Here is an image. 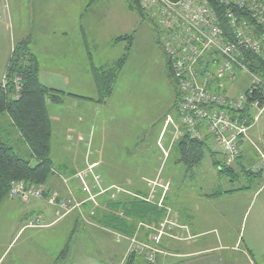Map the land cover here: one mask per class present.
I'll return each mask as SVG.
<instances>
[{
  "label": "crops",
  "instance_id": "crops-1",
  "mask_svg": "<svg viewBox=\"0 0 264 264\" xmlns=\"http://www.w3.org/2000/svg\"><path fill=\"white\" fill-rule=\"evenodd\" d=\"M76 3L74 0H4L0 2L3 6L7 4L13 7L23 4L38 7V15H34L37 18L35 21L37 29L40 30L41 26L45 25L52 27V32L56 30L61 33V36H54L60 37L61 41L56 39V41L47 42L49 45L46 48H41L38 43L40 35L32 33V50L39 61L40 80L44 85L52 88H58L59 85L54 84L57 79L71 80V69L75 61H73V49L68 41L67 33L71 36L73 32L77 34V31L73 30V23L76 27L75 22L79 20V12L70 11V7L72 8ZM29 10L31 14V8ZM28 12L25 11L26 17H22V27L15 26L19 28L18 31L0 18V84L15 42L22 38L25 30V34L30 33L32 14ZM13 21L20 20L15 18ZM48 21L53 24H46ZM57 44H61L63 48L58 49ZM231 83L223 79L221 86ZM68 100H71V97H68ZM71 102L69 103L66 98L59 107L62 109L66 103L73 104V107L78 106L76 99ZM87 102L93 122L86 140L87 145L93 146L91 150L86 151L85 162L79 159L74 162L77 167L68 170L70 176L68 183H64L57 174H54L45 185L47 192L58 191L62 197L72 194L76 199L84 201L82 209H75L57 219L55 207L48 201L49 195L33 199L29 203L9 197L4 199L0 204V264H5L6 259L10 257L8 251L15 239L23 235L25 231L35 229L36 233L44 232L57 224H61L63 229V233L57 237L60 242L59 252L56 249L58 253L56 254L54 250L53 256L48 255L43 264H56L69 241L71 247L63 261L58 264H127L131 255H128L130 243L127 239L116 241L115 233L126 236L136 235L140 241L153 244L152 236L155 231L148 226L159 228L160 224L168 218L175 225L167 224L166 234L161 236L158 246L162 252L157 255L159 264H200L199 257L212 252L217 256L214 259L215 264H264V182L255 190L251 187L243 190H226L227 193L219 196H209L219 191L217 189L204 192L199 196L197 207L183 215L166 204L175 177L168 172L163 178L159 177L160 167L164 164L170 150L174 148V128L171 127L169 131L164 129L159 135L156 125L153 126V117L150 119L151 126L148 129L152 128L151 132H144L145 136L152 135L156 140L154 155L157 164L153 167V164L144 163L143 153V150H153L152 145H148L147 149L142 145L121 146L123 139L130 138L133 143L136 138L142 140L143 134L138 135L121 125H118L119 133L116 131L111 133L105 124L106 120L100 117L102 112L95 109V101L88 99ZM72 114V112L69 113L71 117ZM55 116L57 126L53 130L56 134L57 146L60 147L63 145L59 139L63 134L62 123L67 121L68 113L55 111ZM170 121L173 124V120ZM0 136L20 155L27 158L31 156L30 148L8 114L0 115ZM108 139L110 144H107ZM79 142H81L79 139L78 142L73 141L74 145H78ZM245 142L239 162L242 164L247 160L252 165V171L258 165L259 169L254 171L256 173L259 170L262 178L264 176V145H247ZM96 145L100 146L96 147ZM258 154L261 155V161L252 162L253 156ZM146 157L149 158L150 154L148 153ZM86 166L92 167L101 175L105 191L94 193L95 190L90 192L83 190L85 180L74 175ZM55 169L61 171L57 165ZM91 178L88 181L91 182ZM160 179L168 183L167 190L149 184ZM115 187L122 190L118 191ZM139 200L145 203H138ZM223 202H226V206L216 207ZM91 209L95 210L94 216L90 215ZM8 212H18V214L15 217H7ZM37 214L42 215L43 220L47 221L46 226L27 227L28 219ZM210 234H215L214 241L208 239ZM90 242H94L99 247L98 253L87 256L85 260H77L75 257L83 254V248ZM225 251H231V253L227 255ZM29 255H36V253ZM29 255L21 257L13 255L6 264L29 262L33 259ZM143 261V255L134 254L132 264H143Z\"/></svg>",
  "mask_w": 264,
  "mask_h": 264
},
{
  "label": "rangeland",
  "instance_id": "rangeland-1",
  "mask_svg": "<svg viewBox=\"0 0 264 264\" xmlns=\"http://www.w3.org/2000/svg\"><path fill=\"white\" fill-rule=\"evenodd\" d=\"M2 1L4 0H0V2ZM74 3H76V5H73L72 8L70 7V11L74 13L77 10L79 12V20L75 22L76 27L73 23V30L77 31V34L73 32L74 34H72V36L68 33L67 35L68 41L72 45L73 61H75V64L71 69V80H64V78L63 80L57 79L54 84L59 85L56 89L62 88L59 90L67 94L79 96L66 97L69 103H72L71 101H75L76 99L78 106L73 107V104L66 103L65 107L61 109L59 107L61 106L60 104L48 105L50 118L52 119V129L57 126V122L55 123V111L68 113L67 121L62 123L63 128L61 130L63 134L60 135L59 138L63 145H60V147L57 146L54 130L52 137L53 160L55 165L60 167L61 172L69 174V169L77 167L74 162L78 159L85 162L87 156L85 153L88 149L91 150L93 146L87 145L86 140L93 122L90 118L91 112L87 108V100L92 99L95 101V109L102 112L100 117L106 120L105 124L111 133L114 131L119 133L118 125H121L131 129L138 135L143 134L142 140L136 138L133 143L130 138L123 139L121 146L135 147V145H142L143 148L146 147L147 149L148 145H152L153 150H143V153L145 156L144 163L153 164V167L157 164V159L155 160L154 155L155 145H157L156 140L152 135L145 136L144 132H151L152 128L148 129L151 126L150 119L153 117V126L155 127L156 125L159 130V135H161L164 129L169 131L171 127L172 129L174 128V148L170 150V153L168 152L169 155L164 160V164L160 167L161 171H159V177L163 178L166 172L175 177L166 204L170 205L174 210L180 211L183 215L197 207L199 196L204 192H212L215 189L226 191L244 187H251L255 190L264 182V176L262 178H255L246 174V171L251 170L252 167L247 160L242 164L239 162L245 140L247 145H264V107L262 110L260 108H253L251 110L250 116L252 124L247 130L246 135L241 138L239 146L241 150L240 156L230 161V164H232L236 172H238V177L236 179L233 180L234 177L231 175L219 173L218 169L213 165L212 158L208 151L205 152L203 160L198 165L188 170L186 165L178 162L179 153L177 150V142L187 133L182 132V134H178V129L182 131L183 125L180 122L177 108L174 106L175 87L171 81V77H169L167 67L168 57L163 48V41L159 38L162 30L161 27L155 25L153 21L149 19L143 21L136 11H132L129 8L130 0H74ZM8 4L10 3L8 2ZM30 8L32 14L30 33L25 34V30L21 39L29 36L33 43L32 33L38 34L40 35L38 43L41 48L48 47L49 44H47V42L56 41V39L59 40L60 37L55 38L54 36H61V33L59 31L56 32V30L52 32V27L42 25L40 30L37 29V22H35L37 18L34 17V15H38V7L36 6L29 7L22 4L12 7L7 4L4 6L0 5V18L9 24L10 27L13 26V29L22 27V17H26L25 11L30 12ZM148 16L150 17L149 14ZM15 18L20 21H13ZM46 24L52 25L53 23L48 21ZM67 25H69V23H67ZM18 29L16 28L15 30L18 31ZM127 35H133V40L132 46L128 52L126 64L117 78L113 93L106 98L105 102L99 103L97 100L100 95L93 76V66L97 68H109L116 64L127 52L128 45L127 41L117 42L116 39ZM21 39L15 42L14 47ZM63 41L65 40L63 39ZM57 46L60 50L63 48L61 44H57ZM18 79H20L18 83L22 86L20 76H17L15 81L17 82ZM251 81L252 77L249 74L239 72L237 79L231 81V84L221 86L222 81H217L211 87L228 97L235 98L239 94L237 92L248 87ZM6 82L5 70L1 86L5 87ZM20 90V88H16V96H20ZM68 97H71V100H68ZM71 112L73 113V118L69 115ZM171 119L174 125L171 124ZM100 127H102V125H100ZM168 136L169 133L167 137ZM205 136L210 143L212 135L207 130ZM78 139L81 142H79L78 145H74L73 141L78 142ZM110 143L108 139L107 144ZM210 144L211 147L219 151L212 142ZM98 146L100 145H96V147ZM107 146L112 147L113 145ZM162 147L164 149L165 145ZM148 153L150 154L149 158L146 157ZM159 155L162 156L160 152ZM80 156H82V159H80ZM218 158L226 161L221 154ZM259 161H261V155H254L252 162L258 163ZM31 163L35 164L36 160L31 161ZM257 168L258 165L254 170L256 171ZM86 170H89V173L81 177V179L85 180L83 183L84 187H87L89 192L95 190L94 193L105 191V188L102 186L101 175L95 172L92 167L88 166L83 168L80 172ZM254 170L253 172L255 175L259 170L256 173ZM95 176L98 177L97 180H95ZM90 178L92 180L91 182L88 181ZM149 184L153 187H161L166 190L168 188V183H164L163 179L156 180L152 183L149 182ZM115 188H117L116 190L118 191L122 190L119 187ZM90 195H92V193ZM161 201L163 202V200ZM228 205L229 207L231 206L230 203ZM223 206H226V202H223L221 205L217 204L216 207ZM17 214L18 212H8L6 216L15 217ZM46 222L47 221L44 220V223ZM167 224L175 225L169 218L163 221L159 228L162 229L164 233L160 236L166 234ZM60 225L61 224H57L54 228L44 232L36 233L37 230L35 229L25 231L23 235L21 234L15 239L12 247L8 251V253L10 252V257L6 259L5 264L9 262V259L13 258V255L21 257L22 255L26 256L31 253H36V255H29L32 256L33 259L29 262L21 261V264H43L44 261H46L45 259L49 256H53L54 250L56 252L57 249V252H59L58 244L60 242L57 237L60 233H63V229ZM155 234H158V232ZM208 239L214 241L215 234H210ZM83 249V254H78V256L75 257L77 260H85L87 256L96 255L99 247L96 246L94 242H90L87 243ZM57 252L56 254H58ZM224 253L229 255L231 251H225ZM75 254L76 253H74V255ZM216 257V253L212 252L201 255L199 257L201 260L198 261L200 264H215L214 259H216Z\"/></svg>",
  "mask_w": 264,
  "mask_h": 264
},
{
  "label": "built area",
  "instance_id": "built-area-1",
  "mask_svg": "<svg viewBox=\"0 0 264 264\" xmlns=\"http://www.w3.org/2000/svg\"><path fill=\"white\" fill-rule=\"evenodd\" d=\"M218 1L227 7L229 35L207 0H140V4L162 29L159 38L163 41L180 92L177 111L183 129H178V134L186 132L196 139H204L207 130L212 135L213 145L230 163L240 156L241 138L252 124L251 116L241 117L239 111L249 107L251 113L253 108L262 110L264 107V76L251 72L249 62H245L253 54L264 62V0ZM234 9L242 10L251 19L257 20V27L251 19L244 18ZM256 28L262 29L261 33H257ZM239 72L249 74L252 81L237 97H228L211 87L223 79L235 81ZM19 80L16 82L17 89H21ZM88 171L78 172L74 176H86ZM54 173L68 183V174L57 170ZM45 185L12 181L9 197L22 202L43 198ZM83 190L88 189L83 187ZM48 201L55 207L57 219L75 209L81 210L84 204L72 194L62 197L58 191H52ZM90 215L94 216L95 210L91 209ZM41 226H44L41 216L27 221V227ZM149 227L158 232L152 236L153 244L140 241L136 235L126 236L122 233H115V239H127L130 243L128 255H143V264H159L157 255L162 251L158 244L164 231Z\"/></svg>",
  "mask_w": 264,
  "mask_h": 264
},
{
  "label": "trees",
  "instance_id": "trees-1",
  "mask_svg": "<svg viewBox=\"0 0 264 264\" xmlns=\"http://www.w3.org/2000/svg\"><path fill=\"white\" fill-rule=\"evenodd\" d=\"M207 1L216 12L225 33L228 35L231 34L226 18L227 7L222 5L218 0ZM129 8L132 11H136L143 21L148 19L153 21V19L148 16L147 11L142 7L139 0H130ZM234 10L244 18L251 19V17L247 16L248 13L238 9ZM251 20L255 24V27H257V20ZM153 23L155 24L154 21ZM261 31L262 29L256 28L257 33H261ZM132 40L133 35L121 36L116 39L117 42L127 41L128 45L127 52L113 66L109 68H97L93 66L94 79L100 95L97 100L99 103L105 102L106 98L113 93L117 78L126 64L128 52L132 46ZM247 61L249 62L248 65L251 72L264 76V62L258 55H249V57L245 59V62ZM167 67L169 77H171V81L175 87L174 106L177 108L180 92L177 82L173 77L169 60L167 61ZM39 73L40 65L37 56L32 50V39L29 36L25 37L16 43L9 59L6 69V86L3 87L0 84V115L8 114L12 118L15 126L30 148L31 156L27 158L20 155L0 136V204L4 199L9 197L12 181H25L35 185H44L56 174L54 173L56 169L52 158L53 129L48 104H62L67 96L79 97L44 85L40 80ZM17 76H20L22 85L19 97H16L15 80ZM239 112L241 117L250 116L249 107ZM177 143V150L179 153L178 162L186 165L188 170L198 165L203 160L205 152L208 151L212 158L213 165L218 169L219 173L231 175L234 177L233 180L238 177V172H236L232 164L218 158L220 154L214 147H211L208 138L196 139L189 134H185ZM33 160H36L35 164L31 163ZM246 174L248 176L251 175L252 177L260 178V173L254 175V172L251 170L246 171ZM245 188L248 187L238 188L237 190H243ZM227 192L228 191L225 190H219L209 196H219ZM48 195H50V192L46 190L44 197ZM141 202L143 201H138V203ZM38 216L42 217V215L37 214L31 218H37ZM44 226H46L45 223ZM70 247L71 244L69 241L63 249L57 263L63 261ZM133 258L134 254H131L127 264H132Z\"/></svg>",
  "mask_w": 264,
  "mask_h": 264
}]
</instances>
